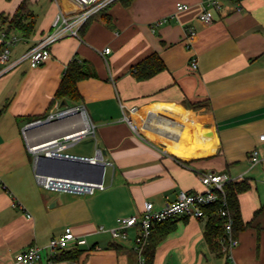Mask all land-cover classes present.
Masks as SVG:
<instances>
[{"label":"crops","instance_id":"crops-1","mask_svg":"<svg viewBox=\"0 0 264 264\" xmlns=\"http://www.w3.org/2000/svg\"><path fill=\"white\" fill-rule=\"evenodd\" d=\"M21 1L0 0V20ZM28 2L33 32L28 38L11 32L19 39L9 46V63L50 32L59 9L76 8L71 0ZM177 2L187 8L177 10ZM219 2L218 9L207 7L212 20L204 23L203 0H113L83 23L78 37L52 43L51 57L39 66L0 63V264H19L18 251L43 246L67 226L87 243L57 264H141L133 250L136 228L126 239L112 238L107 229L118 217L139 214L147 200L160 208L180 190L203 191L199 176L207 171L249 184L238 194L244 226L237 245L230 254L214 253L203 235L207 218L178 216L152 264H264V150L258 141L264 132V0ZM191 27L195 33L187 38ZM106 46L110 52L103 55ZM152 53L164 69L137 78L131 67ZM72 60L90 74L77 82L80 98L53 102ZM75 105L95 125L106 162L103 180L110 167L104 188L89 195L39 185L27 148L78 130L80 114L23 132L32 120ZM253 148L260 151L255 164L249 161Z\"/></svg>","mask_w":264,"mask_h":264},{"label":"built area","instance_id":"built-area-1","mask_svg":"<svg viewBox=\"0 0 264 264\" xmlns=\"http://www.w3.org/2000/svg\"><path fill=\"white\" fill-rule=\"evenodd\" d=\"M113 0H71V3L76 7L73 12H65L62 9L56 13L50 32H47L38 41L26 50L20 57L13 62H8L10 49L9 46L14 44L19 38L15 35H7L3 30L0 35L2 49L0 50V63H5L6 68H10L15 64L26 60L29 67L34 68L44 63L51 57V44L60 38L71 35L78 37V31L83 23L95 12L105 7ZM236 1V0H228ZM211 7L218 9L220 7L219 0H203L202 11L199 14V20L204 23H209L212 17L207 9ZM187 8L184 3L177 2L176 9L182 10ZM166 18L156 20L151 24V27L158 26L164 22ZM195 33L194 29H187V38ZM110 52V48L106 46L102 49L101 54L105 55ZM190 67L192 70L197 68V61L191 58ZM80 114L82 116V124L80 128L74 132L67 133L61 137L49 139L39 144L27 143V148L32 154V164L34 168L35 178L39 185L45 189L57 190L60 192H71L79 195L93 194L96 190L104 188L103 181L101 183L89 182L77 179L53 177L42 175L36 171V162L39 155L45 156H66L69 155L65 150L80 141L85 136L94 137L95 125L90 120L83 106H65L59 107L55 112L49 113L44 117L37 118L29 122L23 129L44 125L54 120H59ZM127 120V118H126ZM130 125L131 121L128 119ZM258 141L262 144L264 150V132L258 135ZM102 151L95 144V154L93 157H88L93 162L103 161ZM85 157V156H84ZM260 159V151L258 148H253L249 152V161L255 164ZM204 190L201 192H187L180 190L176 198L172 201L165 202L160 208H155L152 201L144 202L143 210L139 214L118 217L116 226L107 229L112 238L126 239L131 228H136L137 232L134 235L133 250L138 256L139 263H143L142 250L148 241L150 230L156 222L164 221L169 218L178 216H191L194 218H207L205 210L219 203L217 212L224 222V234L220 241V249L222 252L230 254L231 250L237 245L238 240L233 235L232 225L233 218L227 208V200L223 191L225 183L232 180L227 174L217 172H203L199 176ZM99 229L104 230L102 226ZM86 238L77 236L72 229L67 226L64 230L48 240L43 246L31 245L22 251H18L14 255L15 263L19 264H57L58 257L63 251L77 248L86 244ZM70 264H77L72 262Z\"/></svg>","mask_w":264,"mask_h":264},{"label":"trees","instance_id":"trees-1","mask_svg":"<svg viewBox=\"0 0 264 264\" xmlns=\"http://www.w3.org/2000/svg\"><path fill=\"white\" fill-rule=\"evenodd\" d=\"M28 0H22L14 13L8 17H3L0 22L7 35L11 32H17L21 38H28L33 32L34 19L28 7ZM2 15H0L1 17ZM164 69V64L160 57L155 54H149L147 57L138 61L131 67V72L137 78H149L155 73ZM90 74L84 71V64L79 61L72 60L67 64L65 73L53 95V102L64 99L77 100L80 94L77 89V82ZM249 184L246 181L230 180L225 183L223 191L227 200V208L230 216L233 218V235L236 237V232L244 226L240 216L238 194L248 189ZM220 204L216 203L208 207L205 212L207 214V222L203 232L204 238L209 248L217 254L220 253V241L224 234V222L219 216L217 209ZM177 217L169 218L164 221L156 222L148 237L147 243L142 250L144 264H152L154 251L157 244L169 233L176 223ZM78 254V249L63 251L58 257L59 259L75 258Z\"/></svg>","mask_w":264,"mask_h":264},{"label":"water","instance_id":"water-1","mask_svg":"<svg viewBox=\"0 0 264 264\" xmlns=\"http://www.w3.org/2000/svg\"><path fill=\"white\" fill-rule=\"evenodd\" d=\"M63 104V102H62ZM103 156V155H102ZM105 165L88 157L39 155L36 171L42 175L101 183Z\"/></svg>","mask_w":264,"mask_h":264},{"label":"rangeland","instance_id":"rangeland-1","mask_svg":"<svg viewBox=\"0 0 264 264\" xmlns=\"http://www.w3.org/2000/svg\"><path fill=\"white\" fill-rule=\"evenodd\" d=\"M66 152L76 154L78 156L93 155L95 154V140L93 137L87 135L84 138H82L80 141L75 143L74 145L68 147ZM109 174H110V167L107 166L105 169L103 182H106L108 180Z\"/></svg>","mask_w":264,"mask_h":264}]
</instances>
